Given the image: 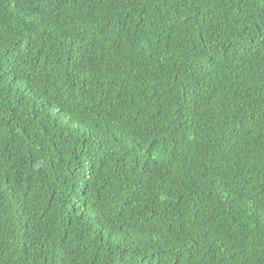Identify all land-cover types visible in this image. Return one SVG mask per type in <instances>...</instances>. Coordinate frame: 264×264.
<instances>
[{
    "label": "trees",
    "instance_id": "trees-1",
    "mask_svg": "<svg viewBox=\"0 0 264 264\" xmlns=\"http://www.w3.org/2000/svg\"><path fill=\"white\" fill-rule=\"evenodd\" d=\"M228 263L264 264V0H0V264Z\"/></svg>",
    "mask_w": 264,
    "mask_h": 264
},
{
    "label": "bare ground",
    "instance_id": "bare-ground-1",
    "mask_svg": "<svg viewBox=\"0 0 264 264\" xmlns=\"http://www.w3.org/2000/svg\"><path fill=\"white\" fill-rule=\"evenodd\" d=\"M223 190V189H222ZM229 252V251H228ZM224 255V254H223ZM225 257V256H224ZM227 263V262H226ZM231 263V262H230ZM229 264V263H228Z\"/></svg>",
    "mask_w": 264,
    "mask_h": 264
}]
</instances>
